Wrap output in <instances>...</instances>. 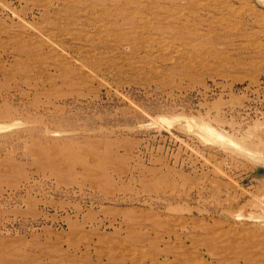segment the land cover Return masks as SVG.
<instances>
[{
	"label": "rangeland",
	"instance_id": "374dc122",
	"mask_svg": "<svg viewBox=\"0 0 264 264\" xmlns=\"http://www.w3.org/2000/svg\"><path fill=\"white\" fill-rule=\"evenodd\" d=\"M263 160L264 0H0V264H264Z\"/></svg>",
	"mask_w": 264,
	"mask_h": 264
},
{
	"label": "bare ground",
	"instance_id": "6f19581e",
	"mask_svg": "<svg viewBox=\"0 0 264 264\" xmlns=\"http://www.w3.org/2000/svg\"><path fill=\"white\" fill-rule=\"evenodd\" d=\"M155 6H156V5H155ZM195 6H196V5H195ZM157 8H158V7H157ZM110 30H111L115 35H118V33H120V32L117 33L116 30H120V31H122V30H134V29H110ZM141 30H144V29H141ZM164 31H165V30H161V33H163ZM122 32H124V31H122ZM172 36H173V35H172ZM170 37H171V36H170ZM162 38H163V37H162ZM160 39H161V37H160ZM176 117H177V116H176ZM179 117H180V116H179ZM183 117H185V116H183ZM189 118H190V117H189ZM191 118H193V117H191ZM193 119H194V118H193ZM160 120H161V119H160ZM160 120H159V121H160ZM179 120H180V119H179ZM194 120H195V119H194ZM161 121H162V120H161ZM177 121H178V120H177ZM185 121H186V120H185ZM185 121H184V122H185ZM195 121H196V120H195ZM163 122H165V121H163ZM167 122H168V123H171V121H167ZM180 122H181V120H180ZM187 122H188V121H187ZM196 122H197V121H196ZM161 123H162V122H161ZM161 123H160V124H161ZM174 123H175V122H173V124H174ZM200 123H202V122H200ZM200 123H199V124H200ZM163 124H164V123H163ZM177 124H178V123H177ZM179 124H180V123H179ZM185 124H187V123H185ZM193 124H194V123H192V125H193ZM199 124H198V128H196V129H198V130H202V131H205L206 134H210V135H211V134H214V133H217V134H214L216 138H221V137L223 138L224 134H222L223 136H222V135L220 136V134H218L219 132H214V131H213L214 129L211 130L212 127L209 128L210 126H209V127H207V126H202V125L199 126ZM164 125L166 126V123H165ZM174 125H175V124H174ZM192 125H191V126H192ZM205 125H206V123H205ZM207 125H208V124H207ZM180 126H181V125H180ZM193 126H194V125H193ZM193 126H192V128H194ZM196 126H197V125H196ZM181 127H183V126H181ZM184 127H185V126H184ZM184 127H183V128H184ZM185 128H186V127H185ZM191 130H192V129H191ZM192 131H196V130H192ZM199 132H201V131H199ZM199 132H197V133H199ZM195 133H196V132H195ZM197 133H196V134H197ZM199 135H200V134H199ZM214 135H213V136H214ZM225 136H226V137H229L228 139H230V137H231V136H227V134H226ZM225 136H224V137H225ZM200 137H201V135H200ZM210 137H212V136H210ZM226 137H225V138H226ZM201 138H202V137H201ZM222 138H221V139H222ZM231 138H232V137H231ZM226 139H227V138H226ZM233 139H234V138H233ZM205 140H206V139H205ZM234 140H235V139H234ZM234 140H233V141H234ZM206 141H207V140H206ZM220 141H221V140H220ZM225 141H226V140H225ZM229 141H231V139H230ZM218 142H219V141H218ZM223 142H224V139H223ZM227 142H228V141H227ZM231 142H232V141H231ZM237 142H238V141H237ZM237 142L232 143V144L235 146V144H236ZM220 143H221V142H220ZM228 143H229V142H228ZM224 145L226 146L225 143H224ZM238 145H239V143H238ZM221 146H222V145H221ZM239 146H240V145H239ZM232 147H233V146H232ZM227 148H228V147H227ZM231 149H232V148H231ZM236 149H237V148H236ZM233 150H234V148H233ZM237 150L239 151V149H237ZM247 150H248V149H247ZM240 152H242V151L240 150ZM244 153H245V151H244ZM248 153H249V152H248ZM250 153H251V152H250ZM245 154H246V153H245ZM248 155L252 156V153H251V154H248ZM248 155H247V156H248ZM258 155H259V154H258ZM252 158H253V157H252ZM263 161H264V160H263ZM259 206H260V205H259ZM261 243H262V242H261ZM260 245H262V244H260ZM263 245H264V244H263ZM242 256H243V255H242ZM245 256H246V255H245ZM241 258L244 260V263H249V264H250L251 260H253L252 257L249 256V255H247L246 257H241Z\"/></svg>",
	"mask_w": 264,
	"mask_h": 264
}]
</instances>
